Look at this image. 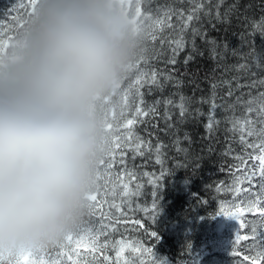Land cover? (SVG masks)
<instances>
[{
	"label": "trees",
	"instance_id": "trees-1",
	"mask_svg": "<svg viewBox=\"0 0 264 264\" xmlns=\"http://www.w3.org/2000/svg\"><path fill=\"white\" fill-rule=\"evenodd\" d=\"M19 1L24 7L14 4L18 20L10 28L7 22L3 25L0 45L4 48L23 27L34 7L28 0ZM193 2L123 1L125 10L147 35L165 38L177 36L182 24V20L173 15L171 23L174 28L167 27L169 10L183 11L187 15ZM216 3L217 0H211L212 5ZM231 5L237 6L236 11L230 13L229 20L224 23L214 19L209 22V18L201 13L203 38L195 37L193 49L189 29L185 33L186 46L176 54L174 65L167 63L172 55L167 44L161 48L159 42H155L156 54L147 67L160 73L162 87L154 86L149 91L146 86L141 91L145 106L160 102L156 104L160 115L136 118L138 122L129 129L124 125L127 119L135 118L138 98L132 96L125 104L124 94L118 90L105 101L108 123L113 124L112 135L120 137L119 142L127 151L128 170L136 178L125 176L123 182L117 181L115 176L120 171L117 164L110 174L113 177L111 181L104 175L102 184L105 187L98 193L102 207L95 215L87 212L83 217L79 239L74 238L71 243L62 240L59 247L51 244L30 253L3 254L5 264H18L22 255L33 260L62 261L63 264H73L74 261H79V264L196 262L200 235L219 216L222 201L229 195L227 190L240 170L241 158L255 155V143L264 139L251 130V124L260 118L259 113L264 111V106L248 103L264 92L261 84L264 81V64L256 61L257 55L264 53V35L259 30V26H264V0H223L221 12ZM135 7L140 9L139 16ZM2 12L4 10L0 8ZM6 12H14V9L6 7ZM161 19L164 20L163 25L158 23ZM152 46L150 40H141L138 57L144 47L151 50ZM169 75L170 79L167 78ZM130 78L131 73L124 78L121 88H126ZM165 100L172 103L165 105ZM181 102L184 105L183 116L178 107ZM249 107L251 112L247 110ZM165 110L172 117L170 121L163 119ZM210 118L213 119L211 133L206 129ZM128 136L132 140L125 143L124 138ZM141 140L150 141L151 148L145 144L143 155H136L135 148ZM157 145H160L159 151ZM105 171L101 166L102 174ZM123 184L128 185L127 194ZM113 204L122 208V212L109 207ZM153 231L159 236L158 242L150 236ZM124 240L150 252L144 254V260L120 259L116 251ZM78 242L83 244H75ZM93 246L95 251L91 250ZM246 251L251 256L239 261L243 264L264 258V240L257 249L247 248ZM68 256H72V261Z\"/></svg>",
	"mask_w": 264,
	"mask_h": 264
},
{
	"label": "clouds",
	"instance_id": "clouds-1",
	"mask_svg": "<svg viewBox=\"0 0 264 264\" xmlns=\"http://www.w3.org/2000/svg\"><path fill=\"white\" fill-rule=\"evenodd\" d=\"M140 46L123 0H35L0 45V253L79 227L105 152V101Z\"/></svg>",
	"mask_w": 264,
	"mask_h": 264
},
{
	"label": "snow or ice",
	"instance_id": "snow-or-ice-1",
	"mask_svg": "<svg viewBox=\"0 0 264 264\" xmlns=\"http://www.w3.org/2000/svg\"><path fill=\"white\" fill-rule=\"evenodd\" d=\"M30 5L35 4V0H28ZM223 3V0H217V3L215 5L211 4V0H194L192 7L188 10L187 15L183 11L177 13L174 10H169V13L167 15V27L168 28H174V25L171 23V19L173 15H176L178 19L182 20V24L179 30V33L175 37H159L155 34H150L147 35L145 33V30H143L135 21L137 25L138 32L140 34L141 40L143 41H151L152 42V49L149 50L147 47H144L140 56L136 58L134 63L130 65L127 75L128 76L131 73V78L128 80L126 88H121V85L119 86L120 91L123 92L124 94V100L125 104L129 101L130 97L135 96L139 100V106L135 107V118H129L126 120V123L124 127L126 128H132V126L137 123L136 118L140 117H155L160 115V113L157 110L156 104H159L160 102L157 101L156 104L153 105H144V100H143V95L144 93L141 91L142 88L148 87L149 91L152 90V87H162L160 84V73H158L155 69H151L150 67H147L149 65V62L151 59L155 56L156 54V41L159 42V45L161 48L165 44H167L168 48L171 49L172 55L168 58L167 63L174 65L176 63L175 56L176 54L183 50L184 47L186 46V40H185V33L190 29L191 36H192V47L195 49V37L196 36H201L203 38V20L201 13L203 14V17L209 18V22L211 20H216L217 22H227L230 18V13H233L236 11L237 6L236 5H231L228 8H226L223 12H221V5ZM18 7L23 8L24 4L20 3L17 5ZM214 9V11H213ZM11 11V9L9 10ZM136 15H140V9H136ZM161 25L164 24V20L161 19L158 21ZM215 27V25H213ZM254 27H258L254 25ZM259 30L261 31V34L264 35V26H259ZM161 31H163V28H161ZM190 58V57H189ZM257 64H264V53L258 54L256 57ZM187 62V60L185 61ZM144 65L145 67H142L141 65ZM125 76V77H126ZM167 78H171L169 75ZM261 84L264 85V81H261ZM229 95H231V92H229ZM239 100V97L237 98ZM172 101L170 100H165L164 104L165 105H170ZM249 105L253 103H259L261 106H264V92L259 93L256 98H252L248 101ZM180 108V115H184V105L183 102L178 105ZM249 112L252 111L251 107L247 109ZM163 119L165 121H170L172 119L171 115L165 110ZM112 129H113V124L112 123H107V132H108V137L105 142V152L103 158L99 161L97 171H96V177L94 181V190L92 191L91 195L89 196V210L88 214L89 215H95L96 211L99 210L102 205L99 204V195L98 193L105 187L102 184V180L104 178V175H107L108 180L111 181L113 177L110 175L113 169L116 168L117 164L120 166V171L116 173L115 179L117 181L123 182L124 177L128 176L131 179H135V174L131 171L128 170L127 167V151L123 150V147L121 145L120 137L118 136H113L112 135ZM206 129L209 133L212 132L213 130V119L210 118L208 124L206 125ZM262 134H264V131H262ZM125 139V143L128 141L132 140L131 136H128ZM243 139V137H241ZM147 144L149 148H151V142L150 141H139V143L136 145L135 148V154L136 155H143V148ZM251 147V145H249ZM260 150H261V155L256 156L255 159L259 161V176L262 180H264V143H261L259 145ZM157 151H159L160 145L156 146ZM117 151H119V157L117 158ZM208 151L210 152L211 149L209 148ZM107 157V159H105ZM133 159H135V155L133 156ZM101 166L103 167L104 170H106L103 174L101 172ZM163 175V173H161ZM253 175H255V172H253ZM158 183V182H157ZM123 188L125 189V194H127L126 190L128 188L127 184L122 185ZM261 188L264 189V184L261 185ZM153 196H156V193H153ZM110 208H115L117 212H122V208L117 207L115 204L110 205ZM157 208V205L155 203V199L153 201V210L155 211ZM251 209H254L253 214L259 215L261 217H264V197L258 198L254 203L250 206ZM242 209H241V214H242ZM217 215H223L226 218H232L234 219L235 216L237 215L236 213H226L221 211ZM155 220V216L153 217ZM138 223V222H137ZM81 232H80V225L79 227L72 233H69L66 237H64L62 240H67L69 243L74 238L79 239L81 237ZM150 236L158 242L159 236L158 234L153 231L150 233ZM244 239H249V237H244ZM61 240V241H62ZM61 241H58L54 244L53 246L59 247L61 245ZM44 249V248H43ZM42 250V249H40ZM92 251H95V246L91 249ZM32 251H29V253ZM124 252V248L121 247L120 251L117 253V256L119 257L122 253ZM12 254H9L11 256ZM3 253H0V264H5L3 261ZM107 259V258H105ZM68 260L72 261V256H68ZM10 264V262H9ZM18 264H63L62 261H52V260H33L30 259L28 255H22V259ZM73 264H79V261H74ZM252 264H264V258L260 260H253Z\"/></svg>",
	"mask_w": 264,
	"mask_h": 264
},
{
	"label": "rangeland",
	"instance_id": "rangeland-1",
	"mask_svg": "<svg viewBox=\"0 0 264 264\" xmlns=\"http://www.w3.org/2000/svg\"><path fill=\"white\" fill-rule=\"evenodd\" d=\"M19 3V0H0V8L4 10V13H0V36L4 32V22L9 23L7 25L10 28L18 20L14 4ZM6 7L14 9V12H6ZM259 115L260 118L251 124V130L256 136L264 138L262 134L264 111ZM261 143H264V139L255 143V155H245L241 158V167L234 182L228 190L224 189L229 192V195L222 201V211L237 215L234 219L219 215L206 227L200 235L196 250L198 256L193 264H243L239 261H244L243 257L251 256L246 249H257L261 240H264V217L253 214L254 209L250 208L254 201L264 197V189L261 188L264 180L259 176V161L255 159L256 156L261 155L259 147ZM244 237H249V239H244ZM121 247L124 248V252L117 257L123 260H134L135 258L144 260V254L147 251L150 252L141 246L137 247L131 241L124 240L119 243L116 255Z\"/></svg>",
	"mask_w": 264,
	"mask_h": 264
}]
</instances>
